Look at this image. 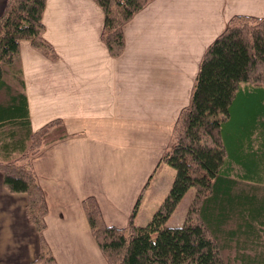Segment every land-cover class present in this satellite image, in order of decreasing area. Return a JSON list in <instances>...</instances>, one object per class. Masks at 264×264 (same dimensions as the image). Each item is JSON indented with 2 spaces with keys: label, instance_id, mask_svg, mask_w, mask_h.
<instances>
[{
  "label": "crops",
  "instance_id": "crops-1",
  "mask_svg": "<svg viewBox=\"0 0 264 264\" xmlns=\"http://www.w3.org/2000/svg\"><path fill=\"white\" fill-rule=\"evenodd\" d=\"M236 15L264 17V0H152L123 25V50L112 57L94 0H46L42 36L56 60L28 40L19 41V60L30 129L61 119L67 133L31 161L45 194L43 237L57 264H106L83 210L87 197L117 228L128 226L139 201L133 223L142 226L147 189L201 58ZM25 205L0 173V264L38 255Z\"/></svg>",
  "mask_w": 264,
  "mask_h": 264
},
{
  "label": "trees",
  "instance_id": "trees-1",
  "mask_svg": "<svg viewBox=\"0 0 264 264\" xmlns=\"http://www.w3.org/2000/svg\"><path fill=\"white\" fill-rule=\"evenodd\" d=\"M152 0H94L103 12L101 41L123 50V25ZM46 0H6L0 15V173L11 193L26 195L25 213L39 237L29 264H57L44 240L45 194L31 161L66 138L63 120L29 125L19 41L56 60L43 38ZM160 162L171 186L144 226L106 225L96 200L82 206L106 264H264V17L233 16L201 58L190 102L175 120ZM184 221L167 225L188 190Z\"/></svg>",
  "mask_w": 264,
  "mask_h": 264
},
{
  "label": "rangeland",
  "instance_id": "rangeland-1",
  "mask_svg": "<svg viewBox=\"0 0 264 264\" xmlns=\"http://www.w3.org/2000/svg\"><path fill=\"white\" fill-rule=\"evenodd\" d=\"M152 131H154V128H152ZM166 140L169 141L170 137H167ZM171 141H172V138H171ZM171 141H170V144H171ZM170 144L168 148L170 147ZM173 176H174V170L168 165L160 162V165L158 166V170H156V173H154V175L152 176V180L147 189L145 203L143 204V207L141 209V215H145V217L143 218L140 217L141 221L140 219H138L137 223H139L142 226L148 223L147 221L150 220L155 210L153 209L154 198H157L156 203L161 198L159 203L161 202L162 197L163 196L165 197V195L167 194L171 186ZM143 195L144 193L142 194V197ZM194 195H195V191L193 189H190L188 190V192H186V194L184 195V197L182 198V200L176 207L175 211L168 218L167 225L179 226L183 223L185 215L188 212V208L194 198ZM146 216L149 217L148 220H146L147 219Z\"/></svg>",
  "mask_w": 264,
  "mask_h": 264
}]
</instances>
